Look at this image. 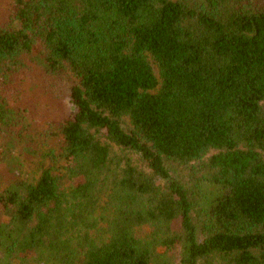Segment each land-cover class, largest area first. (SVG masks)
<instances>
[{
	"label": "trees",
	"instance_id": "trees-1",
	"mask_svg": "<svg viewBox=\"0 0 264 264\" xmlns=\"http://www.w3.org/2000/svg\"><path fill=\"white\" fill-rule=\"evenodd\" d=\"M0 264H264V0H0Z\"/></svg>",
	"mask_w": 264,
	"mask_h": 264
},
{
	"label": "rangeland",
	"instance_id": "rangeland-1",
	"mask_svg": "<svg viewBox=\"0 0 264 264\" xmlns=\"http://www.w3.org/2000/svg\"><path fill=\"white\" fill-rule=\"evenodd\" d=\"M32 69L34 70L28 74V88L31 87L32 94L31 103H28L30 105L28 118L32 130L26 131L28 144L22 146L23 148L16 147L11 151L12 159L18 164L21 179L28 182H34L38 178L41 166L53 165L51 159L46 155L54 153L52 137L44 123L48 124L50 121L65 118L72 111L68 97L69 86H60L54 93H49L43 87L42 75L37 66ZM41 130L44 132L41 133Z\"/></svg>",
	"mask_w": 264,
	"mask_h": 264
}]
</instances>
